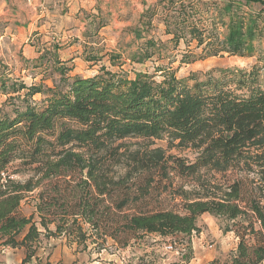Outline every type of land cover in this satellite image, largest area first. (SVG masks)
Listing matches in <instances>:
<instances>
[{"label":"trees","instance_id":"1","mask_svg":"<svg viewBox=\"0 0 264 264\" xmlns=\"http://www.w3.org/2000/svg\"><path fill=\"white\" fill-rule=\"evenodd\" d=\"M253 3L264 5L263 0H225L215 20L225 32L217 34V28L203 26L191 1L158 0L146 14L149 21L161 15L176 47L181 41L195 42L201 52L188 50L182 61L189 63L197 56L253 55L256 41L264 36V8L244 10ZM133 32L138 40L147 38L144 29ZM166 46L147 38L128 58L144 64L167 54ZM59 50V44L48 42L24 65L50 70L57 76L52 86L44 80L29 85L10 76L0 78V94L7 97L0 108V236L5 245L26 248V259L32 256L40 232L21 205L26 193L46 181L52 191H41L37 204L44 228L53 221L48 214L54 207L62 209L65 218L83 216L97 231L102 227L105 235L121 242L119 235L128 239L138 231L189 235L198 230V217L210 213L233 221L227 230L240 240L232 264L264 263L260 65L226 69L205 80L178 77L171 62L156 65L153 74L137 71L127 77L102 67L99 74L84 77L69 75L72 67ZM125 51L112 58L119 59ZM37 94L43 95L40 101L34 100ZM129 138L140 139L141 145L132 149ZM164 138L172 147L195 151L194 158L154 146ZM16 160L32 171L24 182L9 173ZM121 164L126 172L118 176L116 166ZM173 172L191 179L192 188H174L185 213L144 208L128 212L130 204H143L157 177L167 179Z\"/></svg>","mask_w":264,"mask_h":264},{"label":"rangeland","instance_id":"2","mask_svg":"<svg viewBox=\"0 0 264 264\" xmlns=\"http://www.w3.org/2000/svg\"><path fill=\"white\" fill-rule=\"evenodd\" d=\"M157 1L0 0V78L10 76L29 85L42 83L44 80L47 85L52 86L57 76L51 75L50 70L45 73L43 68L25 69L24 65L29 48L36 50L35 57H38L39 49L48 42H55L60 45L61 58L72 67L69 74L71 76L92 77L99 74L102 67H106L120 75L134 77L137 71L153 74L156 65L171 62L170 66L176 70L178 77L189 79L190 76H196L198 80L219 76L226 69L251 70L259 64L262 68L261 78L264 80V36L256 41L257 51L251 56L222 53L204 58L197 56L192 62H183V56L188 50L199 54L201 49L195 48V42L187 45L186 41H181L176 47L175 42L170 41L171 36L165 33L166 25L160 14L149 21L146 10ZM184 1L194 4L197 17L202 18L205 28H217L214 34L225 32L220 22L215 24L225 0ZM263 6L253 3L244 7V10L259 12ZM137 28L144 29L147 38L154 37L155 40L166 43L167 54H157L144 64L131 61L128 58L129 51L137 50L147 39L136 38L133 31ZM124 50L126 55L117 60L112 58ZM92 56L99 59L90 60ZM157 78L161 80L162 77ZM189 83L193 84V81L189 80ZM6 98V95L0 94V108ZM42 98V94L34 96L36 101ZM126 142L135 149L142 141L129 138ZM154 146H162L168 154H176L189 160L196 153L190 149L170 146L167 138L156 140ZM20 162L21 160L14 161L9 167V173L14 172L13 178L24 182L32 176V171L21 167ZM116 170L118 176L126 172L122 164L116 166ZM188 181H191L189 177L175 172L167 179L160 180L157 177L151 193L143 199V204H130L128 212L133 213L134 208H144L185 213L182 196L174 188L181 185H185L186 189L192 188ZM43 190L52 191L50 188L48 190L46 181L39 188L26 193L21 205V212L32 218L40 232L38 240L33 243L32 256L26 259V248L5 245V239L0 236V264H232L231 258L237 251L240 238L235 231L227 230L233 221L210 213L198 217V230L189 235L163 236L138 231L129 234L128 239H125V235H119L121 242L105 235L102 227L97 231L83 216L76 219L70 216L65 218L63 210L54 207L48 214V218L53 221L44 228L37 209L39 193Z\"/></svg>","mask_w":264,"mask_h":264},{"label":"crops","instance_id":"3","mask_svg":"<svg viewBox=\"0 0 264 264\" xmlns=\"http://www.w3.org/2000/svg\"><path fill=\"white\" fill-rule=\"evenodd\" d=\"M28 58H34L36 55H37V52H36V50H32V49H28Z\"/></svg>","mask_w":264,"mask_h":264},{"label":"built area","instance_id":"4","mask_svg":"<svg viewBox=\"0 0 264 264\" xmlns=\"http://www.w3.org/2000/svg\"><path fill=\"white\" fill-rule=\"evenodd\" d=\"M170 247H172V246H170Z\"/></svg>","mask_w":264,"mask_h":264}]
</instances>
